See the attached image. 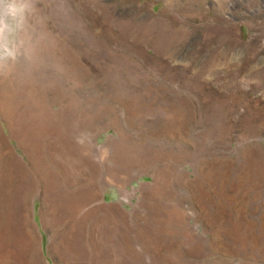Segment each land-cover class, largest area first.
<instances>
[{"label":"rangeland","instance_id":"1","mask_svg":"<svg viewBox=\"0 0 264 264\" xmlns=\"http://www.w3.org/2000/svg\"><path fill=\"white\" fill-rule=\"evenodd\" d=\"M20 2L0 264H264V0Z\"/></svg>","mask_w":264,"mask_h":264},{"label":"clouds","instance_id":"2","mask_svg":"<svg viewBox=\"0 0 264 264\" xmlns=\"http://www.w3.org/2000/svg\"><path fill=\"white\" fill-rule=\"evenodd\" d=\"M0 36H3L6 30H10L11 25L5 23V18L15 21L16 23L22 22L24 7L20 0H0ZM0 50L7 56H13V50L8 47L7 43L0 44Z\"/></svg>","mask_w":264,"mask_h":264},{"label":"bare ground","instance_id":"3","mask_svg":"<svg viewBox=\"0 0 264 264\" xmlns=\"http://www.w3.org/2000/svg\"><path fill=\"white\" fill-rule=\"evenodd\" d=\"M0 8H2L1 5H0ZM0 38H2V39H0V44L5 43V41H4V35H3V36H0ZM1 40H2V41H1Z\"/></svg>","mask_w":264,"mask_h":264}]
</instances>
